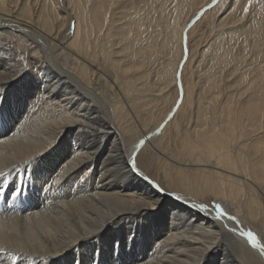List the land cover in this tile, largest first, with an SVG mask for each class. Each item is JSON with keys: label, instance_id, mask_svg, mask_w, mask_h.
I'll list each match as a JSON object with an SVG mask.
<instances>
[{"label": "bare ground", "instance_id": "bare-ground-1", "mask_svg": "<svg viewBox=\"0 0 264 264\" xmlns=\"http://www.w3.org/2000/svg\"><path fill=\"white\" fill-rule=\"evenodd\" d=\"M1 199L0 264H264V0H0Z\"/></svg>", "mask_w": 264, "mask_h": 264}, {"label": "snow or ice", "instance_id": "snow-or-ice-1", "mask_svg": "<svg viewBox=\"0 0 264 264\" xmlns=\"http://www.w3.org/2000/svg\"><path fill=\"white\" fill-rule=\"evenodd\" d=\"M247 11V9H245ZM134 164V161H133ZM217 216H223L224 212L221 210L220 206L217 205L215 207ZM241 236L246 237L247 244L252 248V249H257L258 247V242H257V236L253 234V232L248 231V232H241ZM261 253H264V248H260ZM11 259L13 261V264H15V261L18 259V257L15 254H11Z\"/></svg>", "mask_w": 264, "mask_h": 264}, {"label": "rangeland", "instance_id": "rangeland-1", "mask_svg": "<svg viewBox=\"0 0 264 264\" xmlns=\"http://www.w3.org/2000/svg\"><path fill=\"white\" fill-rule=\"evenodd\" d=\"M32 171H33V170H32ZM32 171H31V172H32ZM31 172H30L31 175H29L30 178H27V179L25 180L26 183H27V185H29V183L31 182L30 180H31V179L33 178V176L35 175V174H33V172H32V173H31ZM31 177H32V178H31ZM10 180H11V179H9V181H10ZM11 183L14 184V180H12ZM27 189H28V188H27ZM12 200H13V199H12ZM4 205H5V204H4V199H1V200H0V210H3V206H4Z\"/></svg>", "mask_w": 264, "mask_h": 264}]
</instances>
